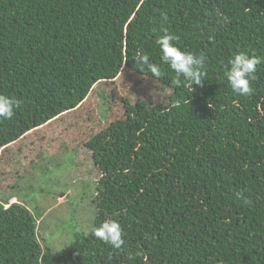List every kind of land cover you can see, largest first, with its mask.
Wrapping results in <instances>:
<instances>
[{
    "label": "trees",
    "instance_id": "obj_1",
    "mask_svg": "<svg viewBox=\"0 0 264 264\" xmlns=\"http://www.w3.org/2000/svg\"><path fill=\"white\" fill-rule=\"evenodd\" d=\"M161 24L182 50L206 55L202 85H172ZM138 50L163 77L136 65ZM240 51L262 58L249 96L224 77ZM123 70L198 103L153 139L140 131L146 101L127 100V117L86 142L100 171L93 224L118 220L125 245L89 231L62 250L43 248L28 207L5 199L0 264H264V0H0V92L20 101L0 119V153Z\"/></svg>",
    "mask_w": 264,
    "mask_h": 264
},
{
    "label": "rangeland",
    "instance_id": "obj_2",
    "mask_svg": "<svg viewBox=\"0 0 264 264\" xmlns=\"http://www.w3.org/2000/svg\"><path fill=\"white\" fill-rule=\"evenodd\" d=\"M127 100L146 101V108L139 109L140 131L153 139L179 124L198 105L187 93L160 88L123 70L116 80L94 85L74 111L2 149L0 200L19 201L28 207L37 221L43 248L59 251L77 236L89 233L96 214L93 196L100 171L86 142L127 117ZM170 260L162 264H173ZM175 261L179 264L180 258Z\"/></svg>",
    "mask_w": 264,
    "mask_h": 264
},
{
    "label": "clouds",
    "instance_id": "obj_3",
    "mask_svg": "<svg viewBox=\"0 0 264 264\" xmlns=\"http://www.w3.org/2000/svg\"><path fill=\"white\" fill-rule=\"evenodd\" d=\"M166 20L167 18L164 17ZM160 35L156 39L161 52V60L167 64L176 74L171 80L173 86L190 87L193 85H202L206 79V55L203 52L199 54L182 50L175 43L178 40L177 35L172 33L168 27L161 24ZM136 65L143 66L151 77L159 78L164 76L160 65L153 63L150 56L141 50H138L133 57ZM262 63V58L249 55L247 52H237L228 60L224 69V77L227 79L232 92L238 96H249L252 94L251 80L255 78L257 66ZM139 68L141 71L142 69ZM143 73V72H142ZM178 106V104H177ZM20 107L19 99L0 92V119H11L16 110ZM90 234L98 240L110 245L115 249H120L125 245V233L118 220L106 218L102 222L89 226Z\"/></svg>",
    "mask_w": 264,
    "mask_h": 264
}]
</instances>
